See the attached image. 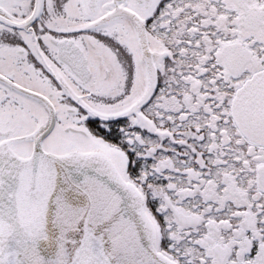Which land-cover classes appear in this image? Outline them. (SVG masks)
<instances>
[{
  "label": "snow or ice",
  "instance_id": "6c2138e0",
  "mask_svg": "<svg viewBox=\"0 0 264 264\" xmlns=\"http://www.w3.org/2000/svg\"><path fill=\"white\" fill-rule=\"evenodd\" d=\"M0 264H264V0H0Z\"/></svg>",
  "mask_w": 264,
  "mask_h": 264
}]
</instances>
